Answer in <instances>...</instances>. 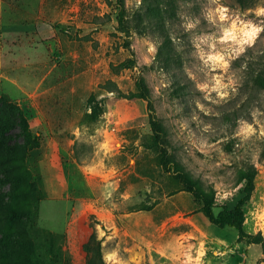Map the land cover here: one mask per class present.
<instances>
[{
  "label": "rangeland",
  "instance_id": "obj_1",
  "mask_svg": "<svg viewBox=\"0 0 264 264\" xmlns=\"http://www.w3.org/2000/svg\"><path fill=\"white\" fill-rule=\"evenodd\" d=\"M123 2L124 11L117 0H0V99L39 134L26 159L39 199L34 223L61 250L40 247L20 213L9 229L5 206L22 205L11 199L12 156L1 147L0 264H88L93 233L104 264H264V91L251 87L264 32L245 35L249 22L264 21L255 15L264 0L247 8L233 0ZM165 35L178 59L170 71L155 60ZM128 60L132 68L118 67ZM153 122L165 130L158 147ZM249 166L257 174L243 229L263 248L210 225L186 191L190 180L212 198L214 214L232 209Z\"/></svg>",
  "mask_w": 264,
  "mask_h": 264
},
{
  "label": "trees",
  "instance_id": "obj_2",
  "mask_svg": "<svg viewBox=\"0 0 264 264\" xmlns=\"http://www.w3.org/2000/svg\"><path fill=\"white\" fill-rule=\"evenodd\" d=\"M233 1L241 8H247L251 7L255 0ZM117 4L118 9L124 11L123 0H117ZM147 7L149 8V4ZM148 11L149 15L154 17V9L150 7ZM118 22L119 25L123 27L124 23L121 17L118 19ZM155 60L162 65V68L166 71H170L172 66L178 62L175 50L166 35L163 36L158 43ZM258 65L261 67L259 71L260 73L256 76V79L251 86L252 91L256 93L264 91V53L259 57ZM118 67L120 69H129L133 67V62L128 60L119 64ZM138 91L142 92L145 98L147 97L146 84L143 80H140L138 83ZM138 96L139 94H132V97L137 98ZM230 116L233 118V123L239 120L236 111ZM230 116L226 115L225 121L229 120ZM150 125V133L152 137L151 146L155 147L158 145L161 136L164 138L165 130L164 127L157 122L150 123ZM13 138L20 139V145L12 146L11 143L14 142ZM38 142L39 134H32L22 111L6 100L0 99V148L2 147L8 155L12 156L11 159H6V161L9 162L7 168L8 174L6 175L12 184L10 196L12 200L20 199V205H22L20 210L16 209L14 203L5 206L8 221L11 222L9 229L12 227V223L18 218L17 213H20V225L24 224L26 226L25 230L27 229L33 233V236L40 247L47 248V252L51 255L55 253L59 255L61 253L60 248L57 249V252L52 250V245L56 241V236L43 231L34 223L37 218L39 199L36 189L30 180L31 176L27 168L26 159L29 151L38 146ZM150 150L151 149H148V151ZM259 159L261 162H264V142ZM160 165L163 166L162 163H160ZM143 172L144 171L141 173ZM256 174V169L253 166H249L242 178V198L237 201L232 209L222 206L216 214L213 213L214 206L212 198L205 196L198 188L194 187V184L190 182V180L186 182L187 184L184 181L183 183L192 187V189L188 188L186 191L193 195L194 201L200 206L199 212L210 225L218 229H228L233 231L236 235L237 242L244 241L248 244L260 245L263 248V242L259 237H251L245 233L243 229V206L252 198ZM71 184L72 182L70 181V187ZM25 230H20L19 235L21 238L26 234ZM84 250L91 255L88 264H104L101 259L100 241L97 240L94 233L89 236L87 243L84 245Z\"/></svg>",
  "mask_w": 264,
  "mask_h": 264
},
{
  "label": "clouds",
  "instance_id": "obj_3",
  "mask_svg": "<svg viewBox=\"0 0 264 264\" xmlns=\"http://www.w3.org/2000/svg\"><path fill=\"white\" fill-rule=\"evenodd\" d=\"M228 11L229 10L226 7L219 8L218 12L220 14H219L218 19L220 21H226L228 19V16H227ZM249 11L251 12L252 10L250 9ZM255 15L258 16V17H264V7H257V9L255 10ZM232 27L233 28L235 27L234 23L232 24ZM246 27L249 29V31L245 32V35L247 37H249V39L251 40L253 37H258L261 32H264V21H262L259 24L249 22L246 25ZM244 50L245 49L241 48L240 52L242 53ZM210 59H213V57H210ZM215 59H222V57H215ZM227 67H228V64L226 63L225 64V68H227ZM216 84L218 86H220V81H216ZM222 87L223 88H227L228 85H223ZM213 91H217L218 95L221 98H224V97H226L228 95L227 91H220L219 88H214Z\"/></svg>",
  "mask_w": 264,
  "mask_h": 264
},
{
  "label": "crops",
  "instance_id": "obj_4",
  "mask_svg": "<svg viewBox=\"0 0 264 264\" xmlns=\"http://www.w3.org/2000/svg\"><path fill=\"white\" fill-rule=\"evenodd\" d=\"M16 84H18V83H16ZM20 85V84H19ZM25 85H27L26 83H25ZM29 86V85H28ZM19 90H20V94H22V95H29V90H31V89H35V85L33 84V85H31V88H28V89H26V88H23L22 86H19V88H18ZM28 93V94H27Z\"/></svg>",
  "mask_w": 264,
  "mask_h": 264
}]
</instances>
